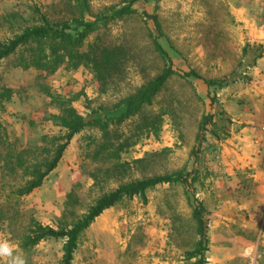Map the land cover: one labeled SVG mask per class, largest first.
Masks as SVG:
<instances>
[{
	"label": "rangeland",
	"instance_id": "obj_1",
	"mask_svg": "<svg viewBox=\"0 0 264 264\" xmlns=\"http://www.w3.org/2000/svg\"><path fill=\"white\" fill-rule=\"evenodd\" d=\"M86 1L83 19L97 28L82 49L95 42L118 58V70L105 81L83 66L48 75L14 67L15 57L0 61V87L12 92L0 109V241L16 245L25 264H60L63 239L20 248L31 221L57 228L123 183L179 173L185 182L156 186L145 200L123 199L103 211L82 232L71 264H192L184 258L196 240L191 203L204 207L205 264H264V0H134L132 13L105 22L100 17L127 0ZM75 4L0 0V42L40 15L71 19ZM153 39L176 72L199 78L172 76L151 105L110 125L112 139L130 143L117 158L96 155L103 134L85 128L41 186L17 197L25 175L16 160H40L50 149L42 137L62 134L50 120L59 109L47 93L69 100L85 119L113 113V105L167 66ZM205 80L225 82L208 87ZM152 115L161 116L158 131L137 134ZM205 115L211 122L198 142Z\"/></svg>",
	"mask_w": 264,
	"mask_h": 264
},
{
	"label": "trees",
	"instance_id": "obj_2",
	"mask_svg": "<svg viewBox=\"0 0 264 264\" xmlns=\"http://www.w3.org/2000/svg\"><path fill=\"white\" fill-rule=\"evenodd\" d=\"M74 1L77 5L75 4L73 9L77 12V15L71 19L51 21L46 16L40 15L38 23L25 26L12 37L0 42V61L8 57H15L14 67L23 70L33 68L48 75L58 69H75L78 66H83L89 68L99 82H103L112 76L118 70V58H116L114 50L95 42L87 44L85 50L82 49L87 38L96 30L97 23L83 19L86 14H89L86 0ZM133 3L134 0H127L119 9H112L108 15H103L100 18L104 22L122 18L133 12ZM145 17L157 26L154 15L145 14ZM152 44L160 57L165 59L167 66L154 78L141 85L134 94L113 105V113H106L102 117L95 115L85 119L70 105L69 100L59 96L54 97L47 93L55 100L59 109L57 114L50 116V120L62 129V134L60 136L42 137L41 141H47L50 149H44L40 160H16L17 163H15L22 168L25 175L24 183L13 191L17 197L26 196L41 186L46 176L56 168L71 139L85 128H97L103 134L102 143L98 147L96 155L108 152L109 157L117 158L119 153L130 143L127 144V139H124L126 143H122L123 139L118 138L119 136L112 139L108 133L110 125L118 126L138 114L142 108L151 105L154 96L172 76L199 78L193 72L184 74L176 72L160 43L153 39ZM204 82L210 87L222 86L225 81L205 80ZM11 93L9 88L0 87V109L3 107V102L10 99ZM160 120L161 116L159 115L143 118L142 122L136 127L137 134L142 131L157 132ZM210 122L211 115H205L199 124L198 142ZM10 170L13 171L15 168L10 167ZM178 182H185V178L179 173H171L123 183L96 198L82 215L69 224L54 228L42 225L37 221H31V227L23 236L19 246L24 250H28L45 239H63L60 264H71L82 232L103 211L123 199L139 197L145 200L147 190L159 185ZM190 207L191 219L195 223L196 240L192 249L184 253V258L188 261L193 260L192 264H205L204 253L207 250V238L204 207L200 203H191Z\"/></svg>",
	"mask_w": 264,
	"mask_h": 264
},
{
	"label": "clouds",
	"instance_id": "obj_3",
	"mask_svg": "<svg viewBox=\"0 0 264 264\" xmlns=\"http://www.w3.org/2000/svg\"><path fill=\"white\" fill-rule=\"evenodd\" d=\"M16 245L8 241H0V261L4 264H25L24 258L16 252Z\"/></svg>",
	"mask_w": 264,
	"mask_h": 264
}]
</instances>
